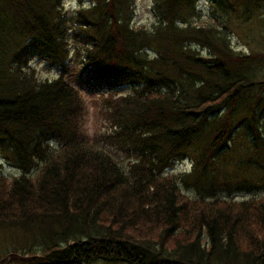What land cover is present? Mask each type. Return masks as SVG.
<instances>
[{"label": "trees", "instance_id": "trees-1", "mask_svg": "<svg viewBox=\"0 0 264 264\" xmlns=\"http://www.w3.org/2000/svg\"><path fill=\"white\" fill-rule=\"evenodd\" d=\"M84 1L0 0V154L20 172L0 170L18 235L0 263L264 264V197L233 200L264 185V52L230 41L264 0H208L203 24L199 0H152L150 28L133 0Z\"/></svg>", "mask_w": 264, "mask_h": 264}, {"label": "rangeland", "instance_id": "rangeland-1", "mask_svg": "<svg viewBox=\"0 0 264 264\" xmlns=\"http://www.w3.org/2000/svg\"><path fill=\"white\" fill-rule=\"evenodd\" d=\"M134 2V18H133V26L135 27H145L150 28L152 24L155 22V18L152 14V6L153 1L152 0H133ZM87 2H79V0H63V5L65 11H67L69 14L77 10L78 7L82 5H86ZM197 9L200 11L201 15L199 18L195 19L198 21L199 24H203L207 22L210 18V11L211 7L209 5L208 0H199L197 3ZM261 14L258 17H252L247 21H240L238 25L233 27V33L230 37L232 48L235 52L243 53L244 55H250L253 53H261L264 52V8L261 9ZM31 67H33L37 73V77L41 80L44 79H55L58 74L59 70L55 67L50 66L47 62H44L42 60H34L31 63ZM83 94L85 96V100L87 101V108H88V115H87V123H86V130L89 134L90 138L93 139L94 136L99 135L102 131L104 125L103 122L100 121L96 114L94 113V99L95 96H90V92L86 89H83ZM261 123H264V120L261 119ZM239 142L238 144L243 143V141L238 138ZM93 143V142H92ZM91 145V144H90ZM100 146L99 143L94 142L92 148ZM116 160H118L122 164L124 161L116 157ZM126 164V163H125ZM124 166V164H123ZM172 169H169L166 171V174H178L181 172H186L190 170V163L188 160L181 161L179 163H176L172 166ZM0 170L2 171V174L6 177H17L20 175V172H18L14 167H12L11 162L6 160L1 154H0ZM252 181H257L253 177L251 178ZM262 183L264 184V178L260 179ZM257 182H251V188H253L256 185ZM183 194L186 195V191L182 190ZM246 193L243 194H235L234 199L235 202H242L246 201L251 198L256 199H262L264 197V185H262V188L259 189H247L244 191ZM189 195V194H188ZM221 197L228 199L226 194L222 193L220 195ZM19 234V233H18ZM17 231L16 230H10V229H1L0 230V252L3 251L6 247L9 246L12 242L17 240ZM154 238V235H151ZM189 236H191L189 234ZM24 244V243H23ZM27 244V243H26ZM37 248V247H36ZM35 251H38L35 250ZM1 264V263H0ZM2 264H18V261L15 259H6V261H3ZM94 264H100V263H94Z\"/></svg>", "mask_w": 264, "mask_h": 264}, {"label": "bare ground", "instance_id": "bare-ground-1", "mask_svg": "<svg viewBox=\"0 0 264 264\" xmlns=\"http://www.w3.org/2000/svg\"><path fill=\"white\" fill-rule=\"evenodd\" d=\"M53 144H54L53 141L50 140V141H49V145H53ZM115 159H116V157H115ZM117 161H118V160H117ZM118 163H119L120 166H121V163H120L119 161H118ZM122 166H123V164H122ZM122 166H121V167H122ZM35 173H36V171H33V172H32V175H34Z\"/></svg>", "mask_w": 264, "mask_h": 264}]
</instances>
